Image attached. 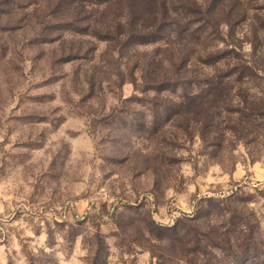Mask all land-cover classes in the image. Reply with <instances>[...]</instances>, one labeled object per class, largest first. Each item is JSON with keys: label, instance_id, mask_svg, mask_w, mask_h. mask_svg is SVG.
Segmentation results:
<instances>
[{"label": "rangeland", "instance_id": "1", "mask_svg": "<svg viewBox=\"0 0 264 264\" xmlns=\"http://www.w3.org/2000/svg\"><path fill=\"white\" fill-rule=\"evenodd\" d=\"M123 1L0 0V264H264V0Z\"/></svg>", "mask_w": 264, "mask_h": 264}, {"label": "trees", "instance_id": "2", "mask_svg": "<svg viewBox=\"0 0 264 264\" xmlns=\"http://www.w3.org/2000/svg\"><path fill=\"white\" fill-rule=\"evenodd\" d=\"M123 2L124 5L126 4L125 7L130 10L128 12L129 15L127 14L129 16L126 22L127 25H136L138 23L142 25L146 18L149 19L154 16L155 10L153 11L152 8H154L156 0H124ZM131 10H134L133 13ZM140 11H144L146 15L144 16Z\"/></svg>", "mask_w": 264, "mask_h": 264}]
</instances>
